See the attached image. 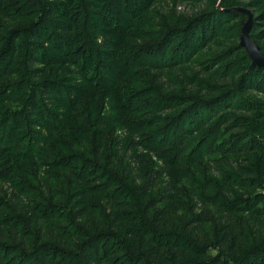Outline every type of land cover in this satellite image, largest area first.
<instances>
[{
	"label": "rangeland",
	"instance_id": "1",
	"mask_svg": "<svg viewBox=\"0 0 264 264\" xmlns=\"http://www.w3.org/2000/svg\"><path fill=\"white\" fill-rule=\"evenodd\" d=\"M62 1L84 34L74 38L72 50L51 28L53 20L64 17L61 2L5 0L0 10V93L23 87L20 94H11L9 103L0 95L2 140L15 139L0 144V170L23 193L20 201L29 202L42 217L31 222L23 209L15 213L10 187L0 183V221L14 225L28 245L0 242V264H79L91 242L97 244L91 252L96 264H148L139 239L132 248L124 236L135 221L145 226L142 235L156 246L164 264H234L236 256L222 254L216 246L225 215L239 222L245 217L228 211L264 209V174L254 168L264 167V69L253 66L240 46L251 17L249 42L264 55V0ZM47 5L56 16L46 17ZM96 33L115 51L112 63L103 59L105 47L94 39ZM32 35L44 44L36 45ZM33 49L41 62L33 67L40 71L37 78L28 71ZM86 51L93 60L81 69L75 61ZM50 82L65 97L36 92V108L48 112L42 122L36 112L29 113L27 101L31 88L44 84L53 89ZM186 118L197 121V127L182 129L184 135L179 129L180 136L176 124ZM9 128L10 134L5 133ZM99 131L96 159L91 152H97ZM234 165L240 170L253 167L256 176L250 180L256 187L240 180ZM156 169L165 178L142 198L138 188ZM81 171L88 211L77 219L81 207L75 195L82 188L71 173ZM224 177L234 185L223 184ZM164 180L172 182L174 203L157 227L152 219L167 206L156 202ZM194 196L209 204L197 244L188 238L191 227L186 224L202 210ZM107 203L125 218L122 233L110 227L114 217ZM258 218L260 227L248 226L236 253L244 259L255 251L250 264L264 262V219ZM53 231L69 239L70 248ZM170 246L178 248L171 251Z\"/></svg>",
	"mask_w": 264,
	"mask_h": 264
},
{
	"label": "trees",
	"instance_id": "2",
	"mask_svg": "<svg viewBox=\"0 0 264 264\" xmlns=\"http://www.w3.org/2000/svg\"><path fill=\"white\" fill-rule=\"evenodd\" d=\"M57 1L62 3V5L64 7L63 9H64L65 14H64V17L62 19L53 20L51 28L55 31L56 36L58 35V37H60L59 42L61 41V43H63V44L65 43L66 47L69 48V50H72V48L74 46H76V44H77V42H75L76 40L74 38L77 36H84V34H83V31L80 30V28H78V26L74 24V20H73L74 15H72L71 13H68V8L66 7V3H64L62 0H57ZM4 3H5V0H0V10H2ZM45 10H46V17H48V18H51V17L57 15L55 9H53V7L51 5H47L45 7ZM7 20H9V19H7ZM255 29H256V26L255 27L253 26L251 32L252 31L254 32ZM31 39L34 40L35 44L38 46H41L42 44H44L43 39L36 36V35H32ZM94 39H96V41L98 43H100V45H103L105 47V49L101 51L102 55H103V59H105V61L107 63H109V62L112 63L116 57L115 56L116 54H115V51L113 49L111 50L109 42H106L105 40H103L101 38V36L97 33L94 35ZM48 50H49V52L55 51V49H48ZM67 53H69V52H67ZM91 54L92 53L90 51L84 52L80 58L81 59L80 62L77 63L75 61V65H77L79 68L83 69L84 66L88 65V63H89V61H91V59L93 60V56ZM160 57L162 58V55H160ZM46 60H48V57L42 58V62H45ZM27 63H29V65L32 67V68L28 67V71H30L29 75L34 77V78H37L38 75L40 74V71L35 70V68H33V67H34L35 63H39V65H41V62H38V60L35 59L34 49H33V52H31V56L28 58ZM112 65H114V64H111V66ZM44 66H47V64H45ZM5 68L8 69V67H5ZM23 76H26V73H23ZM164 82L165 83H162V86L164 84L166 85V83H167L166 81H164ZM49 85L54 86L53 89L49 87L48 88L49 90H47V86L44 84L39 85L38 89H35V87L31 88L29 91L30 92L29 100L27 101V110H30L29 113L31 114L32 112H36L37 118L42 122L46 119L48 112L43 107L36 108V106H37L35 104L36 92L41 93L44 96H48V97L50 96V97L56 98V99H57V97H55V96L63 97V98L65 97V92L61 91L58 88L59 87L58 85H54L51 82L49 83ZM19 88L21 90L20 91L18 90V92L14 91V90H11L10 92H8L9 94H6V92H1L0 95L5 96L3 103H9V101L11 100V94H13V95L20 94V92H22V90H23V87L21 84H20ZM5 90H9V89H5ZM15 92H17V93H15ZM67 96L69 97V95H67ZM70 109H72V108H70ZM2 121H4V120H2ZM58 121H59V119L55 117L54 122H58ZM190 121L191 120H187V118H186V120H184L183 122H181V123L179 122V124H176L177 125L176 130H177V133L179 135H180L179 129L181 130L182 134L184 135V133H183L184 129L187 130V132H188V130L197 127V121H192V122H190ZM7 122L12 124L13 120L8 119ZM107 122H108L107 119L102 120V126L105 127V125H107ZM4 129H5V127H4ZM4 129H2V130L4 131ZM0 131H1V128H0ZM11 131L12 130L9 128V129L5 130V133L10 134ZM8 137L9 136L6 134V138H8ZM101 138H102V132L99 131L96 133L97 142H96L95 146H96L97 152H94V151L91 152L92 153L91 155H93L96 159L99 157L98 151L100 150V147H101ZM82 139L84 140V138H82ZM14 141H15L14 138L9 139V140H2V137L0 134V144L2 142L9 144V143H13ZM167 142H168V138L165 140V143H167ZM1 154L2 153L0 152V157H1ZM53 157H55V156H53ZM134 162H137V159H134ZM75 163L78 164L77 159H75ZM233 163L234 162H231V165ZM260 163H262V162H260ZM48 165H49L50 169H53L55 163L50 162V163H48ZM225 166H227V164H225ZM227 167H229V166H227ZM60 168L57 167V168H55V170L60 169ZM164 168H165V166H164ZM231 168L234 169V171L237 173V177H239L240 180H242V181L247 180V182L245 184L253 185V187H256V182L254 183L253 180H250V179H252L253 177L256 176V170L257 169L259 170L258 174H261V175L264 174V167H262L261 164L259 165V168L256 166L254 167L256 170H254L253 167L251 169L244 168V170H240L235 165ZM5 169H9V168H4V170ZM2 171L3 170H0V183L1 182L7 183V185L10 187V188H8L11 191L10 196H9V199H10L9 201H10V204H11L12 208L14 209L15 213L16 212L17 213L22 212L21 209H23L24 215L28 216L31 222L32 221H35V222L41 221L42 217H39L38 214L35 212V210L30 208V206L28 204L29 202H27V201L21 202L20 201V199H21L20 195L22 196L23 193H21L19 190H18L19 192L15 191L16 186L13 187L14 186L13 184H11V186H10V184L8 182L10 180L9 177L7 176V174L3 173ZM165 174L166 173H164L162 170L156 169V170H151L150 172H148L144 176L142 183L138 188V190L142 193V198H145V196L148 194V192L150 190H152L153 188H155L156 184L159 183V181H161L165 178ZM71 176H72L73 182L77 185H81L80 189L82 188L81 190H77V194L75 195V199H79L78 206L81 207V210L78 211L76 218L80 219L84 216L85 212L88 211V206H87V201H86V194L87 193H86V190L83 189V187H85V186H82V182L85 180L84 179V172L81 171L80 175L71 173ZM249 181H252V182H249ZM222 183L228 184V185H230V184L234 185L233 182L230 183V180L226 179L225 177H224ZM163 184H164V186H163V188L160 192V195H159L158 199L156 200V202L161 203V204H166L167 206H166L165 210L160 212L159 216L156 219H152V221L155 224L158 223L160 217L166 215L169 212V209L172 207V205L174 203L175 193H174V189L172 188V182L170 180H168V181L164 180ZM257 185H258V183H257ZM241 186H242V184L239 185V187H241ZM242 187L245 188V186H242ZM225 190H226V188H225ZM192 200H195L196 205L200 206V208H202L201 213L198 214L196 216V218H190V219H188V221H186V224L191 227L188 238L197 244V242H199L198 234H199V231L201 230V228L203 227V225L205 223L207 205H209V204H207V200H205V198H198L197 196H194ZM107 205H108V210L111 211L112 216L114 217L113 222H112V226H110V227L112 229H114L115 231L120 230L122 233L123 231L120 228L121 227L120 224L125 222V218L122 216V214L120 215V212H117V210H114L115 209L114 205H112V204L109 205V203H107ZM241 211H243V210L242 209L238 210L237 208L236 209L233 208L232 210L228 211V212H233L235 214L238 213L239 215H243L245 217V220L241 219V221H239V222H238V220H235L234 217H232L231 215H229V214L225 215V223H223L222 228L217 230L218 239L216 241L217 242L216 246L218 249H220V252L222 254L226 253V254H228V256H236L235 257L236 261L234 262V264H250V261H251L250 257L255 251H252V249H251L250 252H253V253L249 257L247 256V254H245L244 259L238 257L239 255L237 256L236 253L239 254L238 247H239V245H242V244H240V242L242 241V237L244 235L248 234V230H249L248 226L254 228L255 230H257L260 227L261 224H260V222H258L260 220L258 217L261 216L264 219V209L262 211H260V213L257 212L256 210L251 211L250 213H245V211H243V213H241ZM256 215H258V216H256ZM145 217L148 219H151V215H150L149 210H146ZM156 226L160 227V226H158V224ZM143 228H145V226L141 225L140 222L135 221V223H133V225L129 227L128 232H126V234L124 236L125 237L127 236V239H128L132 248L134 247V245H133L134 240L136 238L139 239L137 245H138V247L144 248L145 260L147 261L148 264H164V262L158 258V255L156 252V250H157L156 246L152 242H150V239H148L146 235H142ZM52 233H55L58 235L57 237L59 238V243H61V245H63L64 247L70 248L69 247V239L68 240L64 239L63 236L58 232L53 231ZM258 234H259V232H257V234H255V237H254L255 240H257V238H258V236H259ZM10 240H13L15 242L16 241L20 242V244L23 245V247L27 248V246H28V245H26L24 237H22V234H19L17 228L14 225H10L7 222L3 223V221L2 222L0 221V242L6 243ZM96 247H97V244L95 242H91V243H89L88 246L84 247L82 254L80 252L81 256H80V263L79 264H96L94 262L92 256H91V252H93L94 250H97ZM175 248H178V246H170L171 251L176 250ZM84 250H86V251L84 252ZM183 250H184L183 251L184 254L190 253V251L187 249H183ZM174 253H175V255H180L178 252H174ZM201 257H203V255H201ZM178 261H180V257L177 258L176 262H178ZM262 264H264V262Z\"/></svg>",
	"mask_w": 264,
	"mask_h": 264
},
{
	"label": "water",
	"instance_id": "3",
	"mask_svg": "<svg viewBox=\"0 0 264 264\" xmlns=\"http://www.w3.org/2000/svg\"><path fill=\"white\" fill-rule=\"evenodd\" d=\"M251 17H249L248 23L242 29L240 37V46L245 49L250 59L252 60L253 66L264 69V55H262L255 44L249 42V33L251 29Z\"/></svg>",
	"mask_w": 264,
	"mask_h": 264
}]
</instances>
